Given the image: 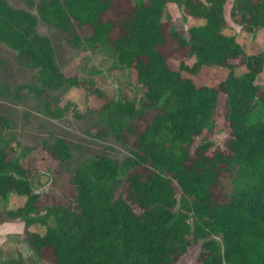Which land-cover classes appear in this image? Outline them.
Wrapping results in <instances>:
<instances>
[{"label":"trees","instance_id":"obj_1","mask_svg":"<svg viewBox=\"0 0 264 264\" xmlns=\"http://www.w3.org/2000/svg\"><path fill=\"white\" fill-rule=\"evenodd\" d=\"M26 2L35 12L0 0V44L36 69L35 82L19 88L41 98L47 114H62L53 91L98 90L58 67L39 23L75 47L83 39L110 47L134 74L141 98L109 103L110 129L87 132L124 140L122 162L99 154L72 171L68 144L43 142L54 167L42 194L32 188L33 168L0 146V198L27 197L0 211V223L45 226L42 234L26 230L25 240L50 264H177L192 233L203 239L201 264H264V119L247 120L256 103L264 106L256 83L264 51L246 53L223 32L227 0H182L187 15L205 20L186 30L163 19L168 0ZM230 17L244 31L264 28V0H234ZM208 75L221 77L209 82ZM220 118L228 134L216 145Z\"/></svg>","mask_w":264,"mask_h":264},{"label":"rangeland","instance_id":"obj_2","mask_svg":"<svg viewBox=\"0 0 264 264\" xmlns=\"http://www.w3.org/2000/svg\"><path fill=\"white\" fill-rule=\"evenodd\" d=\"M15 7L29 8L27 0H7ZM36 2L37 0H32ZM234 0L225 5L227 26L223 32L235 37L246 53L264 51V28L244 31L230 17ZM163 19L173 29L186 30L191 26L205 23L203 18H194L183 10L182 0H168ZM38 31L49 37L55 51V61L66 75L77 74L88 81L97 92L83 87L72 86L52 92L59 117H53L43 108V100L19 88L35 82L36 69L4 44H0V146L7 148L12 155L33 168L31 176L34 192L42 194L51 189L54 161L49 157L43 142L52 143L62 139L70 147L71 157L68 167L74 170L79 165L89 164L99 154L122 162L129 153L127 143L109 132L103 137H92L91 129H110L111 102L139 103L140 88L135 84L134 74L117 62L115 52L108 46H97L87 39L75 47L53 26L39 23ZM172 67L178 63L170 59ZM246 71L245 66L235 69L237 75ZM209 82L221 76H209ZM256 83L264 88V69ZM264 119V106L256 103L255 110L247 116L248 121ZM228 128L223 119H218L212 140L221 144L227 137ZM26 196L11 193L7 199L0 198V211L16 209L26 201ZM43 213V212H42ZM193 229V218H189ZM49 224H53L49 221ZM26 230L44 233L45 226L34 223L27 228L23 221L7 220L0 223V263L15 260L22 264H50L39 258L25 240ZM192 246L177 264H201L198 259L202 238L192 233Z\"/></svg>","mask_w":264,"mask_h":264}]
</instances>
